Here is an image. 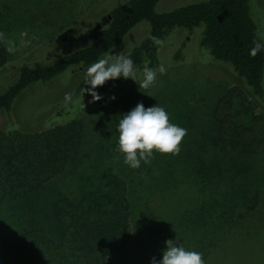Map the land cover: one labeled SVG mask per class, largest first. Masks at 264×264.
<instances>
[{"label":"trees","instance_id":"trees-1","mask_svg":"<svg viewBox=\"0 0 264 264\" xmlns=\"http://www.w3.org/2000/svg\"><path fill=\"white\" fill-rule=\"evenodd\" d=\"M159 1L128 0L111 10L104 27L88 33L89 46L46 68H16L17 81L0 94V114L11 122L21 92L72 67H88L143 21L149 33L126 55L135 71L160 66L158 46L174 29L203 26L201 46L264 103V40L251 0H207L157 14ZM55 4L0 0V70L9 61L11 29L46 19ZM256 44L261 50L252 55ZM124 80L105 82L101 93ZM87 87L83 80L76 93ZM207 123V137L190 144L189 157L158 153L138 169L123 163L116 143L91 145L80 121L33 133L0 130V264H150L161 259L166 240L200 252L204 264H220L237 241L253 248L251 232L264 264V224H256L264 221V182L254 171L264 154V131L256 134V126L243 121Z\"/></svg>","mask_w":264,"mask_h":264},{"label":"rangeland","instance_id":"rangeland-1","mask_svg":"<svg viewBox=\"0 0 264 264\" xmlns=\"http://www.w3.org/2000/svg\"><path fill=\"white\" fill-rule=\"evenodd\" d=\"M55 1L59 7L54 8L52 15L46 19L30 21L28 25H17L9 32L7 42L11 41L14 51L8 52L9 61L0 70V94L17 81L16 68H46L55 59L89 46L92 41L88 33L104 27L106 16L111 10L128 0ZM203 1L207 0H160L155 12L166 13ZM250 10L264 40V0H251ZM37 17L40 18V15ZM149 30L147 22H140L117 47L100 58L118 52L128 55L147 37ZM203 31V26L191 32L174 29L157 49L158 60L164 66L165 73H158L155 81L147 88L139 87L143 71L138 70L135 71L138 84L132 79H125L113 84L103 94L102 86L98 87L95 91L101 99H106L103 106H97L98 101H93L87 91L76 93L77 87L84 80L87 67H72L47 83L33 84L15 99L10 112L11 122H7L0 114V130L33 133L80 121L83 123V133L91 145L102 139L113 145L117 142L116 126L120 116L142 103L145 108L156 104L163 107L169 115L170 123L187 130L179 145V152L186 157L191 155L190 144L207 137L208 121L225 126L243 121L256 126V134L258 129L264 131V103L257 101L258 104L243 87L242 80L227 65L216 62L210 52L201 46ZM122 92L125 93L120 94ZM118 94L117 101L112 99ZM255 164L258 168L254 171L257 177L261 175L259 180L264 182V154ZM256 224L263 225L264 221H257ZM248 235L249 244L253 248L237 241L228 257L220 259V264L261 262L262 256L255 235L252 232Z\"/></svg>","mask_w":264,"mask_h":264},{"label":"clouds","instance_id":"clouds-1","mask_svg":"<svg viewBox=\"0 0 264 264\" xmlns=\"http://www.w3.org/2000/svg\"><path fill=\"white\" fill-rule=\"evenodd\" d=\"M261 47L260 44H256L251 54L255 55ZM6 51L9 53L14 51L11 41L7 42ZM165 71L163 65L157 68L145 66L143 79L138 84L135 80L133 60L120 52L109 53L90 64L85 70L84 85L88 88H83V93L87 91L93 101H99L101 96L95 89L109 80L132 79L139 87L147 88L155 81L158 73L163 75ZM116 131L118 133L116 151L123 156V163L130 169L140 168L141 162L148 164L153 153L178 154L179 145L187 134L186 129L170 123L169 115L163 107L156 104L145 108L142 103H138L128 113L120 116ZM164 245L161 259L153 257L150 264H204L200 252L185 249L178 240H166Z\"/></svg>","mask_w":264,"mask_h":264},{"label":"water","instance_id":"water-1","mask_svg":"<svg viewBox=\"0 0 264 264\" xmlns=\"http://www.w3.org/2000/svg\"><path fill=\"white\" fill-rule=\"evenodd\" d=\"M96 30V29H95Z\"/></svg>","mask_w":264,"mask_h":264}]
</instances>
